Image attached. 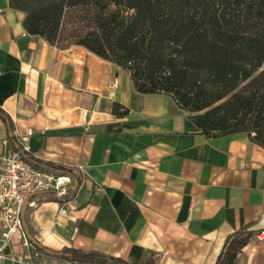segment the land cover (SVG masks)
<instances>
[{
  "label": "crops",
  "instance_id": "obj_1",
  "mask_svg": "<svg viewBox=\"0 0 264 264\" xmlns=\"http://www.w3.org/2000/svg\"><path fill=\"white\" fill-rule=\"evenodd\" d=\"M9 1L0 0V155L25 148L82 179L67 217L59 201L32 199L27 221L43 245L128 264H149L147 255L154 264H217L231 233L264 222L261 145L241 133L206 136L172 96L139 93L126 71L88 49L29 34ZM115 102L128 114L115 115ZM11 249L26 253L20 233ZM233 264H264V237Z\"/></svg>",
  "mask_w": 264,
  "mask_h": 264
},
{
  "label": "trees",
  "instance_id": "obj_2",
  "mask_svg": "<svg viewBox=\"0 0 264 264\" xmlns=\"http://www.w3.org/2000/svg\"><path fill=\"white\" fill-rule=\"evenodd\" d=\"M9 2L25 13L29 34L61 49H88L126 71L139 93L172 96L206 136L255 132L251 140L264 148V0ZM128 112L113 103L115 115ZM23 156L36 167L82 181L73 168L34 159L27 151ZM75 194L61 198L48 192L33 201L68 202ZM251 226L227 237L217 264L234 263L238 250L260 231ZM32 246L43 255L77 263L128 264L98 250L64 247L60 251L68 256H54ZM155 262L147 255V263Z\"/></svg>",
  "mask_w": 264,
  "mask_h": 264
},
{
  "label": "built area",
  "instance_id": "obj_3",
  "mask_svg": "<svg viewBox=\"0 0 264 264\" xmlns=\"http://www.w3.org/2000/svg\"><path fill=\"white\" fill-rule=\"evenodd\" d=\"M24 151L25 148L8 149L0 155V264H42L36 260L41 253L33 249L23 230L21 206L24 199L41 191L54 193L61 198L73 190H76V196L79 191L80 184L72 174L36 167L24 158ZM60 203L58 214L67 217L68 211L64 206L67 202ZM16 233L22 235L23 245L27 249L23 256H17L11 249L12 238ZM262 237L264 230L255 234L256 239Z\"/></svg>",
  "mask_w": 264,
  "mask_h": 264
},
{
  "label": "water",
  "instance_id": "obj_4",
  "mask_svg": "<svg viewBox=\"0 0 264 264\" xmlns=\"http://www.w3.org/2000/svg\"><path fill=\"white\" fill-rule=\"evenodd\" d=\"M45 193H47V192L46 191L35 192V193L31 194L29 197H27L26 199H24L22 206H21V220H22L23 230L25 232L26 237L32 243V245H35V246L43 249L46 253H48L50 255H54V256L66 255V256H68L69 253H64L60 250L57 251V250H54L50 247L43 245L35 237V235L31 232L30 226L28 224L27 211H28L29 207L32 205V203H31L32 199L37 195H41V194H45ZM250 229L251 230H264V222L260 223L259 225H253L250 227Z\"/></svg>",
  "mask_w": 264,
  "mask_h": 264
},
{
  "label": "rangeland",
  "instance_id": "obj_5",
  "mask_svg": "<svg viewBox=\"0 0 264 264\" xmlns=\"http://www.w3.org/2000/svg\"><path fill=\"white\" fill-rule=\"evenodd\" d=\"M241 134H245L249 139H251L256 133L252 132L251 136H249L248 133H241Z\"/></svg>",
  "mask_w": 264,
  "mask_h": 264
}]
</instances>
